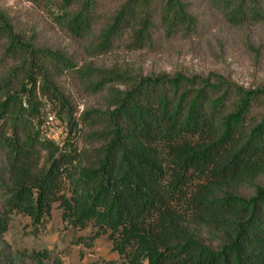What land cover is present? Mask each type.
I'll list each match as a JSON object with an SVG mask.
<instances>
[{
    "label": "trees",
    "instance_id": "obj_1",
    "mask_svg": "<svg viewBox=\"0 0 264 264\" xmlns=\"http://www.w3.org/2000/svg\"><path fill=\"white\" fill-rule=\"evenodd\" d=\"M23 1L61 35L0 0V248L13 213L40 224L58 204L122 264H264V85L99 64L200 35L201 9L264 25V0ZM68 74L102 100L80 116L81 150L43 132L49 104L79 124Z\"/></svg>",
    "mask_w": 264,
    "mask_h": 264
},
{
    "label": "rangeland",
    "instance_id": "obj_2",
    "mask_svg": "<svg viewBox=\"0 0 264 264\" xmlns=\"http://www.w3.org/2000/svg\"><path fill=\"white\" fill-rule=\"evenodd\" d=\"M14 14L30 13V19L46 26L45 35L53 39L61 33L54 30L51 18L33 8L23 0H5ZM201 34L185 39L176 36L161 40L160 46L152 51L127 52L119 49L99 59V64L128 63L146 72H185L208 74L217 72L229 76L245 87L264 85V25L233 27L222 16L208 8L201 9ZM69 42V41H68ZM63 85L75 109L79 124L71 131L67 116H60L58 110L49 104L47 114H54L58 123L52 127L51 138L61 146L81 150L84 136L76 131L84 129L80 116L88 108L99 107V96L89 95L81 85L68 74ZM82 117V116H81ZM69 145V146H68ZM0 209L5 212L0 198ZM62 209L55 204L52 213L40 224H33L30 217L13 213L9 218L8 230L3 235V249L11 254L14 264H122L124 259L113 249L109 235L97 239L91 237L94 230L89 225L79 230L63 221Z\"/></svg>",
    "mask_w": 264,
    "mask_h": 264
},
{
    "label": "built area",
    "instance_id": "obj_3",
    "mask_svg": "<svg viewBox=\"0 0 264 264\" xmlns=\"http://www.w3.org/2000/svg\"><path fill=\"white\" fill-rule=\"evenodd\" d=\"M57 123H58V118L54 114L48 113L46 115L45 122L43 125L44 135L51 138L52 127L55 126V124H57ZM57 143L60 144L59 142H57Z\"/></svg>",
    "mask_w": 264,
    "mask_h": 264
}]
</instances>
